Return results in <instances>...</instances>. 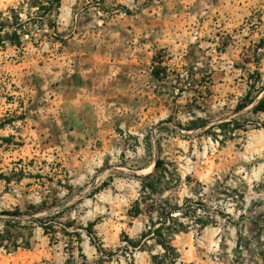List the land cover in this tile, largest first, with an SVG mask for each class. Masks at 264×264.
Instances as JSON below:
<instances>
[{
	"label": "rangeland",
	"instance_id": "1",
	"mask_svg": "<svg viewBox=\"0 0 264 264\" xmlns=\"http://www.w3.org/2000/svg\"><path fill=\"white\" fill-rule=\"evenodd\" d=\"M34 2L0 0L26 31L0 47V264H156L162 223L177 264H264V0ZM151 175L172 221L134 214Z\"/></svg>",
	"mask_w": 264,
	"mask_h": 264
},
{
	"label": "trees",
	"instance_id": "2",
	"mask_svg": "<svg viewBox=\"0 0 264 264\" xmlns=\"http://www.w3.org/2000/svg\"><path fill=\"white\" fill-rule=\"evenodd\" d=\"M47 1H49L48 5H45L43 2H40V0H35V2L33 3V7H37L39 11H42V13L46 14L45 16H48L49 17L48 19H50V17L58 13L62 0H47ZM44 18H47V17H44ZM20 20H21L20 16L15 15L14 21L12 20V16L7 17L6 21H1L0 23V47L4 46L6 43H9L12 46H18V47L22 45L21 37L22 35L26 33V31L23 28L18 27V21ZM52 24L51 25L53 26V28H56V24L55 23H52ZM153 60L154 62H156V57H154ZM158 64L161 65L162 62L158 61ZM159 68L162 69L161 67H155L153 70V74L156 78L162 79L161 77L162 72L160 71ZM256 110L264 111V102H260L257 105ZM166 166H167V163L161 158H158L155 161V171L156 172L161 171V170L166 171L167 170ZM6 180L8 183L11 182L9 178H7ZM169 188H170L169 182L163 181L160 178H156L153 175L147 177L146 182L143 183L141 187L142 200L137 201L136 205L132 208L134 210L135 216L142 214L141 202L146 203L148 200H152L153 202H155L156 206L154 205L153 208L151 206L149 207L152 208L151 210H155V212L160 217V220H163L164 217H165L164 219H167L168 221L174 220V213L176 211L181 210L180 207H177V206L172 207L170 208L169 211L164 213L166 209L163 205L169 204L168 199H165V200L161 199V202H157L154 199L155 196L163 197V195L165 194L167 190H169ZM133 210H131V212H133ZM183 214L185 215V213ZM163 224L164 223H162V226H159L155 229H151L149 231V234L147 235L150 238H155L158 244H160L162 248L164 249L163 255L159 257L154 256L153 260L156 264H177L179 253L173 246H171L167 242L166 234L163 231ZM175 232H177V230H175L174 233ZM129 244L136 247L138 243H135L132 240H129Z\"/></svg>",
	"mask_w": 264,
	"mask_h": 264
},
{
	"label": "bare ground",
	"instance_id": "3",
	"mask_svg": "<svg viewBox=\"0 0 264 264\" xmlns=\"http://www.w3.org/2000/svg\"><path fill=\"white\" fill-rule=\"evenodd\" d=\"M152 168V167H151Z\"/></svg>",
	"mask_w": 264,
	"mask_h": 264
}]
</instances>
